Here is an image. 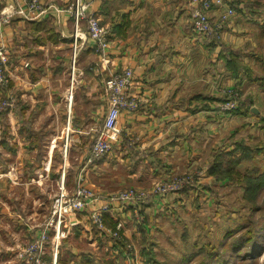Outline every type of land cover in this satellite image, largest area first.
Listing matches in <instances>:
<instances>
[{
    "label": "crops",
    "instance_id": "1",
    "mask_svg": "<svg viewBox=\"0 0 264 264\" xmlns=\"http://www.w3.org/2000/svg\"><path fill=\"white\" fill-rule=\"evenodd\" d=\"M11 1L25 5L28 0H0V9ZM42 1L49 6L46 13L33 20L17 19L5 31L14 57L9 61V82L0 86V98L13 104L0 113V264H29L21 250L40 232L42 226L33 222L42 216L46 222L51 216L52 206L41 187L50 177L60 174L65 186L75 178L77 185L83 173L86 184L104 196L97 205L115 203L109 198L114 188L147 187L158 179L191 175L212 186L217 183L208 172L213 149L229 144L228 149L234 148L246 128L261 125L264 115L222 113L213 104L195 112L188 109L191 98L226 90L238 94L241 90L243 99L259 97L257 89L245 92L250 80L244 76L240 82L232 76L220 50L222 44L245 62L258 61L264 42V0H224L214 5L211 16L229 7L235 10L218 43L193 30L190 0H93L90 9L107 29L108 45L101 53L86 29L75 50L73 19L55 9L71 0ZM65 48L71 51L49 55V50ZM54 60L58 64H49ZM73 62V75L76 79L78 74L79 80L72 85L70 80L59 90L56 85L66 78L63 69L69 70ZM125 67L134 70L129 95L137 106L122 110V134L114 150L87 163L93 127L103 122L107 112L105 80ZM55 117L62 120L58 135ZM129 141L133 151L126 147ZM182 195L175 192L163 199L154 195L141 210L146 215L168 206V197L176 200ZM128 205L111 207L106 213L115 221H126V210L127 216L131 211L137 215ZM89 217L86 210L70 216L68 234L79 233ZM65 250L59 246L57 264L64 257L70 264Z\"/></svg>",
    "mask_w": 264,
    "mask_h": 264
},
{
    "label": "rangeland",
    "instance_id": "2",
    "mask_svg": "<svg viewBox=\"0 0 264 264\" xmlns=\"http://www.w3.org/2000/svg\"><path fill=\"white\" fill-rule=\"evenodd\" d=\"M38 1L44 4V7L46 6V3L42 0ZM73 1L74 0H71L68 2V4H71ZM9 3L10 2H5V4H2L0 15L1 10ZM36 18H38V15L35 16V19ZM17 19L28 20L31 18H29L28 15L25 17L14 13L10 23L4 25V36L6 28ZM252 38L254 39L255 37L252 36ZM262 45L263 47L260 50L262 51L263 49L264 51V42ZM7 49L8 57L4 65H6L7 74H9V61L11 60V56L13 58L14 55H12V51H10V45ZM67 51H71V48H65L61 51L58 49L54 51L49 50V55H65L68 53ZM72 52L74 53V50H72ZM58 62V60H54L50 61L49 64H58ZM252 64L255 66L258 63L256 62ZM260 67L262 69L264 65L261 64ZM63 71L62 72L64 75H66V78L65 81L58 82L61 87L56 85V88H59V90H61L68 81L71 80L70 82L72 85L73 82L74 84H77L79 80L78 74L76 79H74L72 67L69 70L65 68ZM256 72L258 74L261 73L260 69L258 68H256ZM60 76H62V73ZM61 79L62 78H60V80ZM257 85H259V83L250 81L245 89V92L246 90L250 89L258 90L257 94L259 97H252L254 103L252 109L258 108L260 111L255 113L256 111L254 110L255 112L252 113L253 115L259 116L261 112L264 113V87ZM238 92L239 94L237 92H233L232 90H226V93L231 98L230 101L235 103L234 107H231L230 110H223L221 107L219 109L215 108L214 110L222 113L238 115L240 112L236 113L237 111L235 110L237 109L238 102L243 99L242 95L244 94H242L241 90ZM68 97L70 98L69 100L72 101L71 97ZM9 100L11 99L2 97L0 98V104H2L4 101L9 102ZM61 122L62 120L55 117L54 125L56 126V135L62 133ZM259 122H261V125L256 124L252 128H246L244 133L245 136L243 138L249 144L257 145L259 147L258 149L264 147V115ZM263 173L264 152L257 153V156L252 159H243L237 163L233 170L234 177H227L222 180L219 179L216 184L208 186L207 188L199 185L197 188H194L193 191H176L182 192L183 195L176 200H174L172 197H168L170 200V203L166 204L168 206H161L160 208L150 211V213L145 215V218L141 217L139 212V209L143 206V203H147L154 195H159L158 197L163 199L168 194H173L175 192L171 191L167 192L166 194L154 193L153 189L159 184V179L153 182L150 186L135 187L138 190H143L149 193L148 197L146 198L147 200L140 203V205L137 207V205H132L129 202L122 200L120 201L115 197L117 194L131 189L133 186L114 188L110 191L111 194H109V198L117 199L115 203H111V205L107 203L99 205L95 204V207L97 209L102 208L104 205H108V207L105 209L106 211L104 212L106 220V222L104 220V225L106 229L111 230L112 228L108 223L109 220H107L109 213H106L107 211L110 212L109 209L111 207H116L119 209L120 207L122 208L129 204L128 206L132 205L135 207V209H137L136 216H134L132 211L131 213L129 212L128 214L130 215L127 216L126 210V214L124 216V220L126 221H121L122 232L120 234V238L123 240V248L121 242L118 244V247L114 245L116 241L111 236L113 234L103 232L104 227H98L99 229L97 228L96 224L93 222L94 216H92L93 210L91 208L75 211L69 214L67 219H69L70 216L76 215V213L78 214L79 212H83L85 210L90 214L87 222L84 223L85 225H82L80 232L77 234L76 231L72 233V235L68 234V228L66 230V227H68L66 224L67 219L62 223L59 233L55 232V228L52 225H48L50 218L49 220H46V222H42V216L41 219H38L39 221L35 220L33 224L35 227L42 226L40 232L37 233L38 235H42L45 231L47 232V241L49 240L47 261L49 264V260L52 258L54 252L51 240L58 241L59 246L61 248L64 246L66 249L65 251L75 249L80 253H93L96 261L99 264H197L203 258V252L201 249L219 246L225 234L231 233L233 236L242 235L245 237V239H248L251 237H258L259 232L261 237L259 240V242H261V246L260 248H257V250H259V255H257V257L254 259V257L251 255H243L245 250L250 248L249 246L244 249L239 248L238 250L243 249L241 251L242 254L236 256L234 260H232L231 264H251L250 261L253 260V264H264V186H262L258 192L248 191L249 179L259 176ZM177 177H185V175ZM86 179L87 177L85 178V184ZM64 180L66 179H63L60 174H56L55 176L45 180L41 185L43 189L42 192L45 195L44 198L45 200L48 199L47 202L50 204V206H52V208L57 195L60 194L62 190L61 184ZM74 182L75 178H73V181L70 185H66L67 187L64 184V189L62 190L64 194L72 195L74 193L76 187H74L76 184L73 185ZM201 184L203 183L201 182ZM72 188L73 190H71ZM92 191L97 196L96 202L102 201L104 196H101V194H99L94 189H92ZM196 196H199V200L197 201L199 204L198 206L194 205L196 203H194ZM127 209H130V207ZM75 219L76 218H73L72 220L75 221ZM39 222L42 223L35 225ZM79 224L81 225L82 223ZM35 236L21 250L22 255L29 264L30 262L27 260L24 251L34 240ZM145 251L148 253L145 254ZM51 264H57V261H53ZM62 264H68V261L62 262ZM70 264L77 263L71 260Z\"/></svg>",
    "mask_w": 264,
    "mask_h": 264
},
{
    "label": "built area",
    "instance_id": "3",
    "mask_svg": "<svg viewBox=\"0 0 264 264\" xmlns=\"http://www.w3.org/2000/svg\"><path fill=\"white\" fill-rule=\"evenodd\" d=\"M192 7V28L199 35L205 39L214 38L220 40L224 31V27L228 22V19L234 13V9L229 7L223 13L216 16H211L210 10L213 5H221L224 0H190ZM93 0H74L66 7H56L58 12H68L74 23V48H78L82 33L84 29L87 31V36L94 46L95 50L99 53L103 52L108 45L107 42V29L104 24L101 23L98 14L90 9ZM49 9V6H45L38 0H28L25 5L20 2H10L5 8L1 10L0 15V86L9 82V74H7V68L4 63L8 57V45L4 36V25L10 23L13 14L17 13L20 16L28 15L29 18L34 19L35 16H41ZM85 25V28H84ZM4 27V28H3ZM106 60H104L105 62ZM73 62V74L75 66ZM74 77V75H73ZM75 79V78H74ZM134 79V70L132 67H125L121 71L114 72L105 80V90L107 96V112L103 122L95 127V135L89 152L87 155V163H93L98 158L109 155L115 147V144L119 142L122 127L120 125V114L125 108H135L136 102L129 95V88ZM74 83V82H73ZM73 98V97H72ZM13 101H4L0 104V112H2L7 106H11ZM235 103L230 101L222 104L223 110H230L234 107ZM195 178L191 175L185 177H174L169 179L160 180L156 188L153 189L154 193L166 194L171 191H179L183 189L187 184L192 183ZM65 182L62 181L61 189H64ZM61 190L57 195L50 221L48 225H52L55 228V232L59 233L62 223L68 218L69 214L75 211L91 208L93 210V222L97 227L117 234L116 231L106 229L104 225V212L108 205L102 206V208L95 207L97 196L92 189L85 184V176L80 173L75 191L72 195L64 194ZM149 193L143 190H138L135 187H131L129 190H125L115 197L118 200L129 202L132 205H140V203L147 200ZM116 199V200H117ZM97 211V212H95ZM122 226V222L119 221L118 228ZM47 232L42 235L35 236L31 244L25 249L24 254L30 264H49L47 261L48 253V241ZM53 246V261H57L59 253V242L52 241Z\"/></svg>",
    "mask_w": 264,
    "mask_h": 264
},
{
    "label": "trees",
    "instance_id": "4",
    "mask_svg": "<svg viewBox=\"0 0 264 264\" xmlns=\"http://www.w3.org/2000/svg\"><path fill=\"white\" fill-rule=\"evenodd\" d=\"M225 28H226V25L224 29ZM207 40L210 42L211 41H215L217 43L220 42L214 38H209ZM221 48L222 49L220 50V57L225 60L226 68L232 74V76H234L240 82L242 78L246 76L248 80L252 82L264 84V67L262 69L260 67L261 64L264 65L263 49L262 51L260 50V52H258V56H259L258 61H257L258 64L254 66L248 62H245L238 54H236L232 50L227 49L222 44H221ZM256 68L260 69L261 71V73L259 74L260 76L256 74ZM230 100L231 98L229 97L227 93H222L220 95H207V96L198 95L195 98H191L189 100L190 105L188 109L192 112H195L201 109H208L210 108L211 104L214 105V108L219 109L222 103L230 101ZM253 104L254 103H253L252 97L246 96L245 99L238 102V106L235 111H238L243 114H249V113L255 112L252 109ZM126 143H127L126 147H128L130 151H133L132 142L129 141ZM229 145H227L226 147H217L213 149L212 151V155H211L212 161L209 163L208 172L211 176L214 177L216 182H218L219 179L222 180L227 177H232L234 175L233 170L236 164L239 163L241 160L252 159L255 156H257V153L264 152V147H261L260 149H258L259 147L257 145L249 144L248 142H246L245 139L236 140L235 147L232 149L227 148ZM199 185H202L205 188L208 187L207 183L205 184L198 183L197 178H196L192 183L187 184L180 191L182 192L183 191L189 192L190 190L193 191L194 188H197ZM262 186H264V173L259 176H255L254 178L249 179L248 191L258 192ZM198 200H199V196H196L194 199V203L196 202L194 204L195 206L199 205L197 203ZM139 212H140V216L145 218V215L142 212L141 208L139 209ZM104 220H105V214H104ZM107 220H109L108 223L111 226L112 230L117 232L116 235L114 234L111 235L113 239H115L116 241L114 245L118 247V244L121 242L122 248H123V240H121L120 238L122 228L121 227L118 228V223L120 220L115 221L110 216L107 217ZM103 232L109 233L105 230H103ZM109 234H112V233H109ZM260 239H261L260 232L258 234V237L256 236V237H251L248 239H245V237L242 235L233 236L231 235V233H227L222 238V241L220 242L219 246L201 249L203 252V258L197 264H231L232 260H234L236 256L241 255L242 254L241 251L248 246L250 248H247L243 255H251L255 259L257 255H259V250H257V248H260L261 246L260 245L261 242H259ZM239 248H243V249L238 250ZM147 253L148 252L145 251V254ZM66 254L70 261L72 260L77 264H99L96 261L94 254L91 252L75 253L71 250H68L66 251ZM66 259L67 258L64 257L63 262L67 261ZM61 260H62V257L59 256V262H61ZM253 261H250V263L253 264Z\"/></svg>",
    "mask_w": 264,
    "mask_h": 264
},
{
    "label": "bare ground",
    "instance_id": "5",
    "mask_svg": "<svg viewBox=\"0 0 264 264\" xmlns=\"http://www.w3.org/2000/svg\"><path fill=\"white\" fill-rule=\"evenodd\" d=\"M71 96L73 97V92H72V91H70V97H71Z\"/></svg>",
    "mask_w": 264,
    "mask_h": 264
},
{
    "label": "water",
    "instance_id": "6",
    "mask_svg": "<svg viewBox=\"0 0 264 264\" xmlns=\"http://www.w3.org/2000/svg\"><path fill=\"white\" fill-rule=\"evenodd\" d=\"M254 110H256V109L254 108Z\"/></svg>",
    "mask_w": 264,
    "mask_h": 264
}]
</instances>
